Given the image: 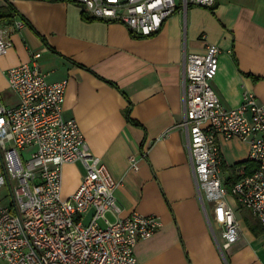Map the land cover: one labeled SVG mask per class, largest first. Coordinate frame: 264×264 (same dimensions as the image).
I'll use <instances>...</instances> for the list:
<instances>
[{"label":"crops","instance_id":"0c3cea01","mask_svg":"<svg viewBox=\"0 0 264 264\" xmlns=\"http://www.w3.org/2000/svg\"><path fill=\"white\" fill-rule=\"evenodd\" d=\"M7 5L16 14L0 21L11 42L0 55V105L18 103L6 73L30 62L33 53H40L37 62L47 81L67 80L62 116L78 123L89 152L121 181L115 191L119 217L138 213L161 221L150 238L135 245L137 262L264 264L262 227L230 195L225 202L240 237L220 248L215 203L198 193L185 134L178 126L183 118L184 54L203 53L207 44L219 48L218 69L210 83L221 104L238 107L247 92L264 105V0H215L208 8L176 10L148 37L132 34L118 22L86 21L74 2L0 0V8ZM217 143L221 181L229 188L249 173L248 145L221 137ZM131 155L136 169L130 166ZM83 176L80 162L65 164L61 196L68 198Z\"/></svg>","mask_w":264,"mask_h":264},{"label":"built area","instance_id":"2783aa9c","mask_svg":"<svg viewBox=\"0 0 264 264\" xmlns=\"http://www.w3.org/2000/svg\"><path fill=\"white\" fill-rule=\"evenodd\" d=\"M63 1L80 5L94 19L118 22L132 34L148 37L176 10L208 8L215 0ZM16 24L23 26L21 21ZM10 46L0 30V55ZM39 57L40 53H33L30 62L6 73L19 101L0 105V189H7L9 196L8 204L0 203V260L5 264H139L135 245L150 238L161 221L138 213L119 217L115 191L121 181L89 152L78 123L63 118L67 80L47 81ZM218 58L219 48L213 44H207L203 53L184 54L183 118L178 126L185 134L198 193L215 203L224 249L240 237L226 195L249 209L264 232V105L247 92L238 107L221 104L210 83ZM219 137L247 143L248 160L256 164L252 173L229 188L220 177ZM73 162L83 165L84 176L75 191L63 198L62 167ZM129 163L137 168L135 156H129ZM90 208L93 214L84 225L82 219Z\"/></svg>","mask_w":264,"mask_h":264},{"label":"trees","instance_id":"16d2710c","mask_svg":"<svg viewBox=\"0 0 264 264\" xmlns=\"http://www.w3.org/2000/svg\"><path fill=\"white\" fill-rule=\"evenodd\" d=\"M15 14H16V11L10 5H7V6L3 7V8H0V21L12 20ZM81 15H82L83 19H85L86 21L97 20V19H94V18L88 16V13L84 9H82ZM109 83L112 84L111 82H109ZM125 116L130 121V119H129V110L126 111ZM249 162H250V164L247 165L249 173H247L246 175L252 173L256 169V164H254L251 161H249Z\"/></svg>","mask_w":264,"mask_h":264},{"label":"rangeland","instance_id":"374dc122","mask_svg":"<svg viewBox=\"0 0 264 264\" xmlns=\"http://www.w3.org/2000/svg\"><path fill=\"white\" fill-rule=\"evenodd\" d=\"M30 149L27 151L29 152ZM4 194V195H3ZM3 195V196H2ZM0 203L1 204H8L9 203V196H8V191L4 187L0 189ZM211 217V216H210Z\"/></svg>","mask_w":264,"mask_h":264},{"label":"water","instance_id":"95a60500","mask_svg":"<svg viewBox=\"0 0 264 264\" xmlns=\"http://www.w3.org/2000/svg\"><path fill=\"white\" fill-rule=\"evenodd\" d=\"M92 214H93V208H90V209L88 210V212L86 213V215H85V216L83 217V219H82V223H83L84 225H87V224H88V222H89V220H90Z\"/></svg>","mask_w":264,"mask_h":264}]
</instances>
